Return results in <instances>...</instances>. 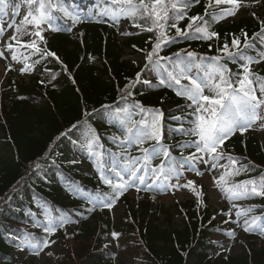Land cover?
<instances>
[{"label": "trees", "instance_id": "trees-1", "mask_svg": "<svg viewBox=\"0 0 264 264\" xmlns=\"http://www.w3.org/2000/svg\"><path fill=\"white\" fill-rule=\"evenodd\" d=\"M0 2L1 15L14 22L19 1ZM33 2L44 6L46 20L43 39L31 45L39 58L29 62L25 49V66L35 63L41 75L25 82L10 74L0 87V264H30L10 255L13 247L5 236L11 228L25 226L27 207L37 204L47 209L52 227L32 231L41 243L62 247L57 264H83L85 259L117 264L109 253L104 257L105 242L122 234L134 254L129 264H264V246L253 241L254 234L237 237L244 246L240 255L210 240L214 229L231 221L211 206L200 182H192L196 198L175 204L183 220L175 229L157 224L158 214H167L163 205L152 209L144 198L132 202L119 194L120 184L110 177L119 174V166L144 156L146 145H159L164 157L152 165L158 171L166 172L167 157L225 158L226 178L263 193L264 143L226 128L230 111H239L241 103L264 105V2L240 7L221 0ZM237 14L239 18H230ZM121 18H130L125 40L119 34ZM125 47L158 68L155 90L145 88L141 68L123 59ZM175 58L203 81L176 74L170 67ZM169 75L186 91L170 86ZM192 98L210 105L208 119L215 122L204 141L197 133L202 120ZM115 118L121 128L114 125ZM221 131L227 135L221 137ZM73 132L82 139L93 132V149H111L100 161L102 175L69 165L63 145ZM28 187H33L35 201L26 196ZM80 190L92 194L103 209L86 211L89 200L78 198ZM120 199L126 211L115 219L105 209ZM257 200L264 213V200Z\"/></svg>", "mask_w": 264, "mask_h": 264}, {"label": "rangeland", "instance_id": "rangeland-1", "mask_svg": "<svg viewBox=\"0 0 264 264\" xmlns=\"http://www.w3.org/2000/svg\"><path fill=\"white\" fill-rule=\"evenodd\" d=\"M28 0H21L22 7L26 6ZM230 4H242L247 1L258 2L264 0H223ZM240 14H237L235 18H239ZM24 22L32 24L33 30L40 28V23L37 15H29L24 13ZM28 30V29H27ZM14 33L13 25H11L5 18L0 20V80L3 79L5 66L8 64L13 68L18 78L27 79L28 76H36L38 70L24 72L21 69L22 53L13 46L6 45L8 37ZM123 59L132 62L133 64L141 67L144 70V78L146 82V88L152 91L157 88V70L154 64L141 54L134 52L132 49L125 48L123 53ZM264 60V58H263ZM171 66L175 72L180 75H185L186 71L181 67L177 59H172ZM191 75L198 81L202 80L201 75L197 71H190ZM203 72H205L203 70ZM218 77V76H217ZM171 80V78H170ZM171 85H174L170 81ZM256 82H252V85H256ZM174 87H177L174 85ZM186 91L185 86H181L180 92ZM193 103L198 108V114L201 118V129L199 135L201 138H205L207 134L214 128L215 122H210L212 119H208V109L210 106L202 99L195 100L192 98ZM255 106L248 102L241 105L240 113L234 114V111H230L231 119L229 127L234 129L238 134H253L261 142L264 143V105H258L259 101H252ZM261 104V103H260ZM101 115L98 119H102ZM246 126H250V130H246ZM88 141L87 147H82L79 143L68 144L65 150L68 151L66 157L70 159V165L73 168L83 169L88 171L90 160L95 166L98 172L101 173V167L99 165V158H101V146L95 150L92 148L93 135L89 134L86 137ZM72 141V140H70ZM0 154H4L0 151ZM149 157L147 160H143V157L133 162L130 167L122 168V175L120 178H115L123 185L122 192L127 193L132 200H137L139 196L146 195L149 200L157 201L161 203L166 209L167 214L159 213L158 218L162 227H173L179 229L182 224V216L175 212L174 206L177 201L186 203L195 197L194 189L191 185V178L195 176L197 182H201L208 189V196L213 208L222 210L223 214L226 213L227 221L232 223L226 224L223 228L214 229L209 234L210 239L215 245L222 248L225 252H230L234 255H240L243 253L244 246L237 237L242 240L245 239L247 234H256L253 241L259 245L264 246V213L259 212L260 207L258 198L264 200V193L259 194L253 190H247L241 183H235L231 176H224L226 161L220 159L219 161H213L211 157L207 158L204 162L196 163L194 166L192 161L181 160L178 169L175 171L179 176L172 175L174 173V167H171V175L166 180L162 178L163 174H158L156 170L152 169L149 163L156 161L158 157L163 158L160 147H151L148 149ZM169 164L173 165V159L169 158ZM113 177V176H112ZM264 186V184H263ZM86 196L82 192L79 193V197ZM28 197L32 198L31 191L28 193ZM140 199V198H139ZM138 199V200H139ZM157 206L153 205L152 209ZM88 209H91L90 207ZM92 210V209H91ZM125 208L122 202L113 204L107 211L115 218H121L125 213ZM171 216V221H167V216ZM173 216V217H172ZM219 215H217L218 217ZM46 219L45 210L41 205L29 212L28 225L41 228L43 220ZM26 227L23 230H10L9 239L11 243L16 247L13 251L14 257L18 261H26L32 264H57L56 259L60 256L61 250L55 243L48 245H42L37 236L32 234L30 227ZM127 238L125 236H117L110 238L104 249L105 256L107 252L111 257L115 259L118 264H128L132 262L133 256L130 250ZM2 257H0V262ZM90 260L85 259L83 264H89Z\"/></svg>", "mask_w": 264, "mask_h": 264}]
</instances>
